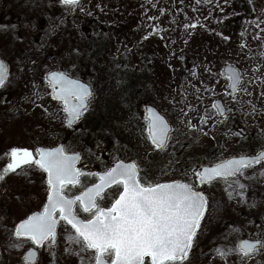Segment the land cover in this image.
Here are the masks:
<instances>
[{
    "label": "rangeland",
    "instance_id": "374dc122",
    "mask_svg": "<svg viewBox=\"0 0 264 264\" xmlns=\"http://www.w3.org/2000/svg\"><path fill=\"white\" fill-rule=\"evenodd\" d=\"M0 56L10 65L0 87V171L12 147L38 156L39 147L62 143L69 153L81 152L80 167L92 168L65 188L70 197L119 160L135 161L143 183L185 181L201 189L195 175L201 166L264 148V0H81L79 6L0 0ZM226 64L241 73L234 96L222 72ZM52 70L82 74L94 88L74 128L51 95L45 76ZM218 98L224 116L213 106ZM147 103L173 126L161 151L148 135ZM239 183L244 197L219 178L204 186L207 211L184 264H264V248L243 260L216 252L238 247L242 238L264 240V162L248 168ZM120 191L111 188L97 203L110 207ZM47 193V175L34 164L0 180V264H28L22 256L33 242L21 238L22 247L13 248V232L43 210ZM75 211L91 218L80 204ZM68 232L74 229L61 220L55 246L46 242L37 264H81L67 250Z\"/></svg>",
    "mask_w": 264,
    "mask_h": 264
},
{
    "label": "snow or ice",
    "instance_id": "6c2138e0",
    "mask_svg": "<svg viewBox=\"0 0 264 264\" xmlns=\"http://www.w3.org/2000/svg\"><path fill=\"white\" fill-rule=\"evenodd\" d=\"M61 2L71 6L80 4V0ZM185 27H195V24ZM47 78L53 87V96L62 101L68 122L72 124L87 110L92 89L61 71L49 72ZM231 79V87L238 90L241 79L238 69ZM6 80L5 61L0 59V87L5 86ZM213 106L224 113L222 106ZM149 112L150 115L146 117L149 122L148 135L156 148H163L170 139V124L154 108L149 109ZM206 120L207 117L202 122ZM36 152L38 157L28 148L12 147L4 153L10 162L0 171V180L8 172L34 164L47 173L48 185L47 202L43 210L33 212L15 226L13 235L16 239L11 247H22L21 238H27L39 246H44L47 241L50 248L54 247L57 226L63 220L74 229V232L66 233L67 250L75 251L80 256L81 264H145V257L151 258V264H184L187 260L208 207L207 196L203 191L196 190L192 183H143L139 165L135 161L125 163L119 160L107 171L95 174L99 177V183L86 188L78 196L70 197L65 194V188L79 184L83 174L76 166L80 159L79 153H69L63 145L38 148ZM261 162H264V149L251 155L233 156L210 167L205 166L195 175L201 184L222 179L233 192L238 187L241 190L238 194L244 197L243 189L246 186L239 180L248 168ZM110 185L122 186V191L110 207H101L96 198ZM77 202L84 212L91 214V218L82 219L77 215ZM72 244L79 245V250L72 249ZM262 248L264 240L248 239L240 241L238 247H220L216 252L222 259L235 252L243 260ZM89 250L94 251L86 256ZM37 258V251L32 248L27 259L35 264Z\"/></svg>",
    "mask_w": 264,
    "mask_h": 264
},
{
    "label": "water",
    "instance_id": "95a60500",
    "mask_svg": "<svg viewBox=\"0 0 264 264\" xmlns=\"http://www.w3.org/2000/svg\"><path fill=\"white\" fill-rule=\"evenodd\" d=\"M81 1V0H80ZM0 59H2L1 57H0ZM3 61H5L4 59H2ZM5 66H6V72H7V78H8V75H9V69H10V67H9V64L5 61ZM238 68L237 67H235L234 65H229V64H227V65H225L224 66V68H223V73L225 74V75H227L229 78H230V90H231V96H234V94H235V91L236 90H234L232 87H231V84H232V79H231V76L233 75V73H234V71L235 70H237ZM239 70V69H238ZM52 71H57V70H52ZM52 71H49V72H52ZM48 72V73H49ZM61 72H64V71H61ZM48 73L46 74V80L48 81V83L50 84V87H51V89H52V93H53V87H52V85H51V82H50V80L47 78L48 77ZM66 73V72H65ZM239 73H240V71H239ZM68 74V73H67ZM240 75H241V73H240ZM71 76V75H70ZM72 77V76H71ZM73 79H79V78H75V77H72ZM82 83H84V84H87V85H89L90 86V88L92 89V93L94 92V90H93V87L88 83V82H85V81H83V80H81V79H79ZM240 81H241V79H240ZM240 81H239V83H240ZM239 85V84H238ZM93 95V94H92ZM52 97L55 99V100H58V99H56L54 96H53V94H52ZM92 97V96H91ZM90 97V98H91ZM89 98V99H90ZM60 101V100H59ZM62 102V101H61ZM214 105H219V106H222L223 107V109H225V111H224V113L222 114L220 111H219V109H218V107H216V109H217V112H218V114L220 115V116H223V115H225L226 114V108H225V106H224V103H223V101L221 100V99H216L215 100V102H214ZM88 107H89V104H88ZM87 107V108H88ZM152 108H154L160 115H162V116H164L165 117V119L169 122V120L167 119V117L164 115V114H162L154 105H152V104H146L145 105V117H147V116H149L150 115V112H149V109H152ZM85 111H83L82 112V114L81 115H83V113H84ZM81 117V116H80ZM78 120V119H77ZM77 120H75V121H73L72 122V124H69V122H68V119H67V123H68V125L70 126V127H73L74 125H75V123H76V121ZM148 120V119H147ZM149 123V122H148ZM169 124H170V127H171V131H170V135H171V133H172V125H171V123L169 122ZM167 144H168V142H167ZM61 145H63L62 143H60V144H58L57 146H54V147H39V148H56V147H59V146H61ZM167 146V145H166ZM165 146V147H166ZM63 147H64V145H63ZM165 147H163V148H160L159 150H163ZM64 149H65V147H64ZM264 149V148H263ZM76 153H79V155H80V158H81V152H76ZM249 155H251V154H249ZM236 156H239V155H236ZM233 157V156H232ZM229 158H231V157H229ZM229 158H227V159H229ZM78 162H79V160L77 161V164H78ZM125 163H130V162H132V161H129V162H126V161H124ZM117 163V162H116ZM115 163V164H116ZM77 164H76V166H77ZM114 164V165H115ZM113 165V166H114ZM112 166V167H113ZM205 166H212V165H204V166H202L200 169H199V171H202V169H203V167H205ZM81 170H82V173H85L86 172V170L85 169H83V168H81ZM46 173V172H45ZM46 175H47V173H46ZM96 183H99V180L96 182ZM95 183V184H96ZM208 182L206 181L205 183H203V184H201V186H205L206 184H207ZM92 186V185H91ZM91 186H89V187H91ZM114 185H110V186H108L107 188H105L104 190H103V192L101 193V194H103L105 191H107L108 189H110L111 187H113ZM88 187V188H89ZM198 191H202V190H198ZM204 192V191H203ZM99 197V196H98ZM96 200H97V198H96ZM37 212V211H36ZM31 215V214H30ZM249 238H242V239H240L239 241H238V246H239V243H240V241H242V240H248ZM252 240H255V239H252ZM41 246H39V245H34V246H32V247H30V248H28L25 252H24V255H23V259H24V261H26L27 263H29V264H32V261H30V260H28L27 259V254H28V252L32 249V248H35L36 249V251H37V256H38V258H39V248H40ZM38 258L35 260V263H37V261H38ZM146 258V257H145ZM151 259V258H150ZM15 264H19V263H15Z\"/></svg>",
    "mask_w": 264,
    "mask_h": 264
},
{
    "label": "trees",
    "instance_id": "16d2710c",
    "mask_svg": "<svg viewBox=\"0 0 264 264\" xmlns=\"http://www.w3.org/2000/svg\"><path fill=\"white\" fill-rule=\"evenodd\" d=\"M86 58H89V57H84V59H85V61L87 62V61H89V60H87ZM86 65H89V63L87 62V63H85ZM75 76H78V77H80L81 79H85V77L82 75V74H79V75H77V74H74ZM71 129V128H70ZM248 138H250L251 139V135L248 137Z\"/></svg>",
    "mask_w": 264,
    "mask_h": 264
},
{
    "label": "flooded vegetation",
    "instance_id": "af4514ba",
    "mask_svg": "<svg viewBox=\"0 0 264 264\" xmlns=\"http://www.w3.org/2000/svg\"><path fill=\"white\" fill-rule=\"evenodd\" d=\"M86 168H87V169H86V170H87V173H89V172L92 170V168H90V167H86ZM87 173H85V174H87ZM85 174H84V175H85ZM96 181H97V179H96ZM96 181H95V182H96ZM95 182H94V183H95ZM0 253H1V247H0ZM22 260H23V258H22ZM15 263H19V264H21V261H16V262H14L13 264H15Z\"/></svg>",
    "mask_w": 264,
    "mask_h": 264
}]
</instances>
